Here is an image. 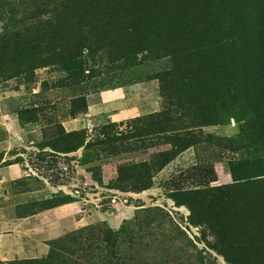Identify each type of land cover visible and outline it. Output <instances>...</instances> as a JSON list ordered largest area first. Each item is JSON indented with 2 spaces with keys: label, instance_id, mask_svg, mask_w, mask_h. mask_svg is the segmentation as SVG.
<instances>
[{
  "label": "rangeland",
  "instance_id": "rangeland-1",
  "mask_svg": "<svg viewBox=\"0 0 264 264\" xmlns=\"http://www.w3.org/2000/svg\"><path fill=\"white\" fill-rule=\"evenodd\" d=\"M182 65L200 92H175L181 74H167ZM116 87L133 107L157 92L159 108L114 127L105 107L63 130L86 95ZM159 113L171 122L154 133ZM84 138L77 164L55 153ZM178 139L193 149L157 173ZM11 163L40 177L7 190L33 201L63 186L70 196L50 204L81 201L85 225L62 242L79 264H264V0H0V166Z\"/></svg>",
  "mask_w": 264,
  "mask_h": 264
},
{
  "label": "crops",
  "instance_id": "crops-1",
  "mask_svg": "<svg viewBox=\"0 0 264 264\" xmlns=\"http://www.w3.org/2000/svg\"><path fill=\"white\" fill-rule=\"evenodd\" d=\"M134 95L135 92H127L121 87L101 91L95 96L86 95L84 97L85 109L83 113H78L62 121V128L67 133L85 129V122L88 121L89 118H92L93 115L105 113L103 110L105 107L107 110L106 112H110V123H119L144 113L155 112L157 108H159L160 98L157 92H155V94L151 92L148 97H153V100L149 99L146 104L139 107H133L129 104V101H133ZM142 96H145V94H142ZM80 149L83 150L81 147L69 153H55L61 155L63 158H69L71 159V163L77 164L76 159L72 158V155L77 153ZM192 149L193 148L188 149L178 155L157 173L164 172L170 164L177 161L180 157H183L186 152ZM113 158L118 159L119 156L116 155L113 156ZM80 167L79 165L75 166V168H77V173H80ZM33 176L40 177L37 172L30 167L26 168L23 163H11L6 166H0L1 260L43 258L48 253L47 242L60 238L85 225V215L81 214L82 203L78 198H76L77 200L74 198L71 202L63 203L52 208L41 211H26V213L18 215L17 208H31L40 200L51 198L54 194L61 193L70 196L62 190L63 186L57 187L55 190L54 188H50V194L44 195L43 198L33 201H29L28 198L25 199V196H23L24 193H18V190H7L11 182L14 183L19 180L26 181ZM217 177L219 176L217 175ZM27 193L28 192H26V194Z\"/></svg>",
  "mask_w": 264,
  "mask_h": 264
},
{
  "label": "trees",
  "instance_id": "trees-1",
  "mask_svg": "<svg viewBox=\"0 0 264 264\" xmlns=\"http://www.w3.org/2000/svg\"><path fill=\"white\" fill-rule=\"evenodd\" d=\"M183 54L186 55L185 52H188L187 50H182L181 51ZM180 55V52L176 53V52H169L168 54H165L164 56H162V58H168V57H171L173 60L176 59L178 56ZM171 70H173L172 72V75L171 73L169 72L167 74V76H172L174 77V75H178V74H181V77H180V87L175 90V92H198L199 91V86L197 83H195V77H196V74L193 73V71L189 70V69H186L184 65H182V71L179 72L177 70V68L171 66L170 67ZM175 69V71H174ZM199 78V77H198ZM185 80L188 84L186 85L187 87L185 89H183V85H182V81ZM200 92V91H199ZM191 95V94H190ZM190 95H186V94H183V97L187 98V96L189 97ZM182 97V96H181ZM176 98V97H175ZM180 98V97H179ZM83 101H84V98H83ZM84 105H85V101H84ZM168 114V113H167ZM167 114L165 113H159L157 114L155 117L153 118H157L155 122H150V124H148L149 128H152L151 130H155L154 133H159V132H163L165 127H166V124L171 122L170 120H168V118L166 117ZM121 123L122 122H119L118 124L119 125H115L117 123H108V124H111L112 126L116 127V126H121ZM156 129H159V131H157ZM171 132H177L179 130H176V129H170ZM75 132L77 131H73V132H68L67 134H76ZM120 135V134H118ZM135 137V136H133ZM132 136L129 137V139H132L133 138ZM120 140L119 138H113V139H110L108 140V142L112 145V144H115V143H118V146L121 145L120 143ZM90 144V139H82V141L77 144L76 146L74 147H70L69 149L65 150V152L69 153V152H72V151H75L79 148H83L84 149H87ZM103 144H106V143H103ZM171 146H173L175 148V151L172 153V157L169 159V160H173L175 156H177L178 154H180L182 151H184L185 149H187L189 146L192 145V143H184V141L182 139H178L177 141H174L173 143H169ZM93 146H98V145H93ZM92 147V146H91ZM107 151H110L109 153H107L108 156H116L117 154L119 153H116V148H108ZM167 161L164 162V164H166ZM169 162V161H168ZM162 168V167H161ZM119 174H121L117 168V177H116V180H118L119 178ZM234 177V176H233ZM249 177H244L243 179H248ZM237 180V179H235ZM192 194L193 195V200H191V202H184V204L188 207L193 208L192 206V202L195 203V197L199 200H197L198 202L199 201H202L204 200L202 195H200V192L199 191H195L193 192ZM54 197L56 196H53L51 197L50 199H46L44 200L45 203H48V205L46 207L43 208L44 209H48V208H52V207H55L57 205H61L63 203H67V202H71L72 200H69V197H68V200L66 201H61L59 202L58 204H50V200H52ZM73 233V232H72ZM71 232L70 233H67L66 235L60 237V238H57L55 240H51L49 242H47V245H48V253L45 257L43 258H39V259H29V260H25V262H22L24 264H79L78 260L77 259H73L72 256H74V253L72 252L71 255H68V256H65V255H62V253L64 252V244L62 243L65 239H66V236L68 238L69 235L72 234ZM78 234V233H77ZM117 235H115V238H117ZM65 238V239H64ZM106 242V240H104ZM77 253L81 254L83 253V250L82 248H78L76 250Z\"/></svg>",
  "mask_w": 264,
  "mask_h": 264
}]
</instances>
